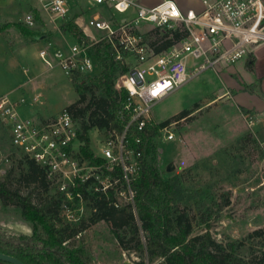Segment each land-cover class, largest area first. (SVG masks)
<instances>
[{"label": "built area", "instance_id": "built-area-1", "mask_svg": "<svg viewBox=\"0 0 264 264\" xmlns=\"http://www.w3.org/2000/svg\"><path fill=\"white\" fill-rule=\"evenodd\" d=\"M30 1L21 20L28 27L44 21L60 26L76 24L78 17H86L83 14L71 18L72 8L80 5V0ZM89 1L93 6L106 5L125 16L107 17L95 12L86 20L87 26L97 32L84 33L88 42L82 37L67 48L49 43V48H42L39 56L48 67L58 66L70 78L90 77L97 67L91 48L105 42L115 61L126 66L127 70L117 75L114 86L127 93L119 116L127 114L129 122L121 132L109 130L103 135L101 153L94 152V158L102 161L95 164L85 156L79 125L66 108L51 118L26 119L18 110L24 99L17 102L9 95L0 98V118L9 126L12 145L41 165L50 185L65 194L62 215L69 223H80L85 217V203L99 194L106 195L116 208L131 206L137 217V191L133 183L141 171L144 141L138 136L133 142L132 129L146 132L148 126L159 123L153 117L154 105L191 78L209 68L220 73L222 66L247 58L253 48L264 43L263 0H203L200 12L184 11L175 0H162L152 7L139 0ZM175 31L181 38L157 51L160 41L152 43L151 36L160 32L173 38ZM191 57L195 61L190 66ZM245 118L250 125L254 124L250 114ZM183 119L163 127L159 138L175 140V125ZM117 170L120 174H115Z\"/></svg>", "mask_w": 264, "mask_h": 264}, {"label": "rangeland", "instance_id": "rangeland-1", "mask_svg": "<svg viewBox=\"0 0 264 264\" xmlns=\"http://www.w3.org/2000/svg\"><path fill=\"white\" fill-rule=\"evenodd\" d=\"M80 1V5L72 8L71 18L86 14L88 19L95 12L107 17L125 16L106 5L93 6L89 0ZM139 1L148 7L162 2ZM29 3L30 0H19L12 25L0 21V28L5 26L3 28L7 29L10 39L16 44L26 41L31 45L28 59L19 67L12 65L10 53L7 55L0 50V94L27 82L24 89L9 96L17 102L25 100L18 106L23 118L40 120L51 118L76 102L80 92L90 97L92 93L85 90V86H93L96 94H100V90L90 78H70L60 67L50 68L39 58V50L49 48V43L67 48L76 42L77 38L70 27H80L73 22L64 26L48 21L38 22L35 27H29L33 35L26 37L14 23H22L20 18L28 10ZM194 61L191 57L189 65ZM23 67L29 68L28 75ZM226 84L223 73L209 68L154 105L153 117L157 122H172L183 110L193 109L196 103L199 104L189 116L175 125V140L158 138L156 166L163 178L180 177L183 180V188L178 193L182 207L189 208L195 214L198 205L202 206V210L212 208L213 237L251 261L264 251L259 238L247 240L251 232L264 228V113L241 108L232 100L231 90V94L220 98ZM246 114L254 119L253 125L245 118ZM89 135L91 148L100 154L103 131L94 128ZM22 158L23 154L11 143L9 126L0 118V184L9 176L10 188L27 192L32 185L21 182L22 175L28 170ZM169 166L173 170L168 171ZM50 192L56 194L55 188L51 186ZM227 197H230L228 206L219 207L214 203L222 204ZM85 209L84 218L88 219L92 216V202H86ZM33 227L32 223L21 217L16 207L4 206L0 201V228L32 234ZM204 229L205 225L195 222L193 235L203 233ZM120 232L124 235L122 230ZM139 236L145 244L147 234L141 227ZM129 238L130 235H126V240ZM242 240H245V245L239 246ZM72 242L83 246L86 264H130L146 259L141 252L124 250L111 223L106 221L87 228Z\"/></svg>", "mask_w": 264, "mask_h": 264}, {"label": "trees", "instance_id": "trees-1", "mask_svg": "<svg viewBox=\"0 0 264 264\" xmlns=\"http://www.w3.org/2000/svg\"><path fill=\"white\" fill-rule=\"evenodd\" d=\"M43 23V22H40ZM9 25V24H8ZM12 25V24H10ZM26 37L33 35L24 23H14ZM64 26V25H62ZM77 39L86 42L85 36L77 26L70 27ZM169 33L157 32L151 36V42H159L157 51L171 46L181 38L178 31ZM91 53L96 59L97 67L94 75L87 77L93 85L99 88L96 94L93 86H85L91 91V96L80 92L79 99L66 107L77 122L81 138L85 141L82 151L85 156L98 164L102 160L94 158L95 153L90 146V131L94 128L107 135L109 130L121 132L129 122V116H119L123 108L127 93L115 88V79L119 73L127 70L126 66L119 64L113 58L108 43H99L91 48ZM196 103L194 108H198ZM185 109L176 120L189 116L195 109ZM170 120L148 126L146 132L132 129L135 137H142L143 158L138 179L133 183L136 194V217L131 206L116 208L110 203L108 197L99 194L92 197V207L96 212L80 223L67 222L61 208L66 198L65 194H51L50 183L45 169L33 159L23 155L28 170L22 175L21 182L32 185L31 190L22 192L8 186L9 176L0 184V201L4 206L16 207L21 217L34 225L32 234L15 233L0 228V252L14 256L25 264H86L85 250L82 245L72 242L87 228L102 221L111 223L120 245L124 250L141 252L146 259L135 264H264V251L247 261L238 255L235 249L228 248L218 242L211 232L214 211L212 208L202 210L197 206V213L187 207H182L179 191L183 188V180L178 178H163L156 166V141L160 131L168 125ZM13 157V154L11 155ZM115 174H120L117 170ZM84 191V190H83ZM85 192V191H84ZM109 196L112 198L113 193ZM86 199H89L85 192ZM219 207L228 206L230 197L222 204L214 202ZM140 225L138 226V222ZM195 222L205 225L203 233L193 235ZM140 227L147 234L144 244L139 236ZM123 231L124 235L120 232ZM130 238L126 240V235ZM259 238L261 247L264 248V228L251 232L248 239ZM134 242V245L131 243ZM245 245V240L238 243ZM0 264H8L0 261Z\"/></svg>", "mask_w": 264, "mask_h": 264}, {"label": "crops", "instance_id": "crops-1", "mask_svg": "<svg viewBox=\"0 0 264 264\" xmlns=\"http://www.w3.org/2000/svg\"><path fill=\"white\" fill-rule=\"evenodd\" d=\"M175 1L184 11L188 9L200 10L203 8V0ZM18 3L19 0H0V21H5L7 24L13 23V17L17 14L15 8ZM22 17L20 18L21 20ZM86 18L83 16L78 17L76 24L87 35L97 34L92 27L87 26ZM3 27L5 26L0 28V50L4 51L7 55L10 53L12 65L19 67L22 62L28 59L30 52L28 49L31 45L26 41L16 44L10 39L7 29ZM23 71L28 75L30 70L27 67H23ZM221 73L227 79V84L226 90L221 94L220 98L231 94L232 91V100L241 106V108L264 113V43L253 48L252 52L244 60L230 66H222L220 68ZM26 84L27 82L19 83L3 91L0 94V98L6 95L12 96L19 89H24Z\"/></svg>", "mask_w": 264, "mask_h": 264}, {"label": "water", "instance_id": "water-1", "mask_svg": "<svg viewBox=\"0 0 264 264\" xmlns=\"http://www.w3.org/2000/svg\"><path fill=\"white\" fill-rule=\"evenodd\" d=\"M167 170L171 171V170H173V167L169 166L167 168ZM0 261L8 263V264H25L20 259L14 257V256H11L9 254L2 253V252H0ZM125 264H129V263H125Z\"/></svg>", "mask_w": 264, "mask_h": 264}]
</instances>
